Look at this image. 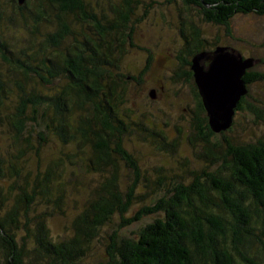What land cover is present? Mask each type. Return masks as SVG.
Masks as SVG:
<instances>
[{
	"label": "trees",
	"instance_id": "1",
	"mask_svg": "<svg viewBox=\"0 0 264 264\" xmlns=\"http://www.w3.org/2000/svg\"><path fill=\"white\" fill-rule=\"evenodd\" d=\"M180 1L216 25L237 14H264V0ZM139 3L118 0L109 17L92 13L88 0H0V264H87L82 259L93 240L117 221L95 264H264V101L249 94V86L264 83V71L241 76L246 92L233 113L247 109L250 117L239 127L243 141H233L225 136L233 115L224 125L212 122L194 80L190 59L206 42L190 24L174 75L194 96L187 144L204 151V167L187 181L167 182L158 167L155 179L142 178L124 147L127 135L158 139L146 124L135 127L126 85H141L152 67L150 50L134 41ZM133 48L150 54L137 78L120 71ZM215 132L222 141L212 138ZM52 139L58 155L49 151ZM118 160L130 171L127 181L118 178ZM74 169L87 186V173L101 174L80 206L69 187L80 194L87 186L71 180ZM137 187L145 193L136 194ZM70 201L66 213L60 205ZM58 215L64 225L54 234L48 220ZM147 215L149 223L119 234Z\"/></svg>",
	"mask_w": 264,
	"mask_h": 264
},
{
	"label": "rangeland",
	"instance_id": "2",
	"mask_svg": "<svg viewBox=\"0 0 264 264\" xmlns=\"http://www.w3.org/2000/svg\"><path fill=\"white\" fill-rule=\"evenodd\" d=\"M88 1L93 10L92 13H95L96 16H99L103 12L109 17L114 16L113 6L118 0ZM138 1L140 3L136 6L134 10L135 15L133 16V20L136 19L132 26L134 41L139 47L150 50L153 60L152 67L150 66L151 69H149L151 71L145 74V79L141 85L131 84V80L126 85L129 88L128 95L132 103L130 107L134 110L132 117L135 127H141L146 124L150 132L152 131L158 135V139L152 141L151 139H142V136H134V134L127 135L125 137L124 147L136 158L140 169L139 175L142 178L149 176L155 179L156 176L153 175V170L158 167L162 171V174H164H161V176L163 179L166 178L167 182H171L174 179H185L187 181V174L195 173L203 169L204 166H202L201 160L204 151L196 143L194 146L187 144V136L190 138L192 136L190 123L191 116H194L195 101L189 84L174 75V73L179 71V67L178 70L176 67V56L179 55L181 50L184 53L186 52V47L183 48L184 39L182 34L188 36L192 33L191 30L194 27L200 29V37L205 40L206 44L200 51L202 53H199L198 56H193L190 60L192 63L194 60H197L199 66H202L205 70L208 69L209 64L213 61L217 48L222 47L224 49L223 52L233 55L240 54L245 59H250V66L246 69L264 71V14H237L230 18L227 25H216L201 21L202 15L198 13L197 9H187L181 4L180 0ZM109 4H112L110 10ZM149 4L151 6L148 7ZM145 9H148L147 13H145ZM190 24H193L194 27L192 28ZM189 26H191L190 29H188ZM3 31L5 35L10 34V30L7 28ZM150 54L137 48L131 49L123 58L122 64H120V71L124 75L128 74L129 76L132 75L137 78L140 69L143 68L145 60ZM173 75L175 80H172ZM160 86H163L164 89ZM169 88L173 89L175 94H172ZM152 89L155 91V98H153L154 95L152 96L154 94L151 91ZM168 89L169 94L167 93ZM249 89L251 96H256L261 101H264V83L251 85ZM232 115L233 124H228V127L229 125L232 126L225 132V136H229L233 141H243L244 136L238 135L240 134L239 127H242L245 123L247 125V118L250 115H248L247 109L234 111ZM175 127L176 129L181 128L180 134L177 133ZM252 127L251 125L249 132L254 133L255 131H251ZM216 131H218V128ZM163 132L167 134L165 138H163ZM212 138L222 141V136L218 132H215ZM52 141L53 143H50L49 151L51 152L53 150L54 153L51 152V154L58 155L60 145L54 139ZM196 141L201 142L200 139ZM55 149L56 151H54ZM118 161L120 167L118 178L121 181L123 179L127 181V176H130V171L127 170L121 160ZM74 171L76 175H71V180H74V182L78 181L76 184L82 182L84 186H87L83 182L85 175L81 172L78 174L79 171H76V169ZM70 173L68 170L67 176ZM87 175L90 178V184L85 188V193H74L76 190L74 189L73 191L69 187L71 190L69 195L75 200L74 204L76 206L82 204L85 196L93 195L92 190L99 186V183H97L99 180L97 181V179H100L101 182V174L87 173ZM165 186L170 187V185ZM138 191H140L139 187L135 189V192L141 195L146 190L140 193ZM72 204L73 201H70L69 204L64 205L61 203L60 206L64 208L66 213H72ZM133 206L138 209L139 201L135 202ZM66 218H68V215ZM152 218L153 215L143 216L141 220L118 230L119 234L124 235L135 231L149 223ZM64 220L65 217L61 215L48 220L49 226L54 234L61 230L64 225ZM117 224L118 221L113 226H109L102 231L101 236L104 237L96 239V241L93 240L92 249L82 259L83 263L95 264V260L99 259L101 252L103 253L104 244L109 243L107 236L112 233L110 229L113 228L116 230Z\"/></svg>",
	"mask_w": 264,
	"mask_h": 264
},
{
	"label": "water",
	"instance_id": "3",
	"mask_svg": "<svg viewBox=\"0 0 264 264\" xmlns=\"http://www.w3.org/2000/svg\"><path fill=\"white\" fill-rule=\"evenodd\" d=\"M17 1L18 4L25 2ZM223 50L222 47L217 48L207 70L199 66L197 60L193 61L191 69L212 122H222L224 125L230 122L236 102L246 92L241 76L251 61L242 60Z\"/></svg>",
	"mask_w": 264,
	"mask_h": 264
},
{
	"label": "flooded vegetation",
	"instance_id": "4",
	"mask_svg": "<svg viewBox=\"0 0 264 264\" xmlns=\"http://www.w3.org/2000/svg\"><path fill=\"white\" fill-rule=\"evenodd\" d=\"M160 87H162V89H164L163 86H160ZM169 89H171V88H169ZM169 89H168V91H167L168 94L170 93V92H169ZM151 91H152V93H154V94H153V95H154L153 98H155V91H154V89H152ZM171 91H172V94H175V93L173 92V89H171ZM165 92H166V91H165Z\"/></svg>",
	"mask_w": 264,
	"mask_h": 264
}]
</instances>
